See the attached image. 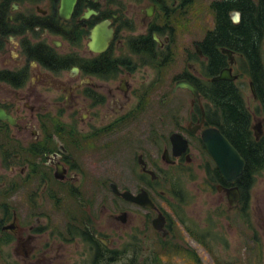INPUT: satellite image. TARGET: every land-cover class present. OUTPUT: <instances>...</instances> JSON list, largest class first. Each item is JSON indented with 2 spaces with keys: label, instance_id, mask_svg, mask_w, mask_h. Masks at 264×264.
Wrapping results in <instances>:
<instances>
[{
  "label": "flooded vegetation",
  "instance_id": "1",
  "mask_svg": "<svg viewBox=\"0 0 264 264\" xmlns=\"http://www.w3.org/2000/svg\"><path fill=\"white\" fill-rule=\"evenodd\" d=\"M252 2L212 0L198 41L201 0H0V110L14 121L0 119V264H238L231 243L261 245L245 170L227 180L205 145L219 130L236 148L202 91L247 71L244 44L206 37ZM224 70L233 79L214 81ZM182 178L206 209L184 212Z\"/></svg>",
  "mask_w": 264,
  "mask_h": 264
},
{
  "label": "trees",
  "instance_id": "2",
  "mask_svg": "<svg viewBox=\"0 0 264 264\" xmlns=\"http://www.w3.org/2000/svg\"><path fill=\"white\" fill-rule=\"evenodd\" d=\"M257 14L262 16H256ZM245 15L240 26H234L228 16H218V27L208 33L206 40L216 38L225 47L244 44L243 50L249 59L247 73L254 84L264 116V61L259 47V42L264 40V2L259 8L253 2L247 3ZM232 29L237 32H230ZM241 29L245 32H240ZM223 32H229L227 35H230V40H224L225 37L220 36ZM217 71L215 68L212 73L216 74ZM203 88L202 91L209 94L210 108L217 116L218 126L226 131L247 161L244 177L248 195L255 175L264 168V137L256 142L251 130L253 114L247 106L242 88L237 83L214 82Z\"/></svg>",
  "mask_w": 264,
  "mask_h": 264
},
{
  "label": "rangeland",
  "instance_id": "3",
  "mask_svg": "<svg viewBox=\"0 0 264 264\" xmlns=\"http://www.w3.org/2000/svg\"><path fill=\"white\" fill-rule=\"evenodd\" d=\"M211 1L212 0H201V3L198 4L197 10L199 16L197 17V28L196 32L193 31L194 34L197 33L198 41L202 40L206 32L210 29H213L215 26V16L212 15V12L210 10ZM262 54L264 61V42L262 44ZM237 84L242 88L247 106L253 113L252 124L257 125L259 121L263 120L264 116L261 111L260 103L254 99L250 87V76L248 75L247 71H245L244 76ZM154 98L156 101H160L159 99L161 97H158V94H155ZM193 182L194 181H189L186 178H182L180 181L181 186L186 190L184 193L183 201H185L184 212H187L188 215H193L191 211L195 208H197L198 211L207 208V206H205L204 200L205 194L203 192H199L197 189V184ZM162 202L165 203L164 201ZM166 208L169 211L171 210L167 206ZM246 211L249 216L248 225L256 228L259 236L261 237V245L256 246V249L253 251L251 249L253 247V244L247 245L248 248L245 246L246 250H242V246H236L234 243H231L229 252H225V254H227L226 256H231L233 254L239 255L238 264H264V168L255 175L254 183L250 191L249 206ZM171 214L173 213L171 212ZM182 234H184L183 230ZM155 238L156 236L151 231L149 237L151 244L155 243ZM201 253V264H213L211 258L207 254L203 252ZM161 257V260L158 261V263L160 264H194L192 259L187 254H181L180 256L169 255ZM235 259L237 260V257H235Z\"/></svg>",
  "mask_w": 264,
  "mask_h": 264
},
{
  "label": "water",
  "instance_id": "4",
  "mask_svg": "<svg viewBox=\"0 0 264 264\" xmlns=\"http://www.w3.org/2000/svg\"><path fill=\"white\" fill-rule=\"evenodd\" d=\"M229 53V52H228ZM231 71L224 70L219 77L214 78V81L219 80H232L230 77ZM180 88H189L193 93L197 94V89L190 85L189 83L182 82L179 84ZM252 92L256 96V91L254 84L251 83ZM0 119L7 120L11 124L14 123L10 115L5 114L3 110H0ZM262 124H257L254 127V133L256 139L259 140L263 134ZM205 145L209 153L214 157L216 163L218 164L220 170L224 174L227 180H233L241 175L246 168V160L242 157L239 151L233 146V144L221 134L219 130H211L205 134ZM126 199L138 201L139 203L146 205L148 207L154 208V203L148 196L139 197L135 199L130 193H125L123 195ZM156 228L160 229L162 226L161 220L157 219L155 221Z\"/></svg>",
  "mask_w": 264,
  "mask_h": 264
}]
</instances>
